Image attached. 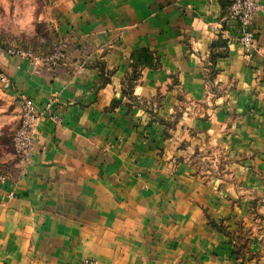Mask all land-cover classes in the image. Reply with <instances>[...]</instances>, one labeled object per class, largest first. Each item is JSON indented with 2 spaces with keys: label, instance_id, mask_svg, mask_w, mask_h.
Returning a JSON list of instances; mask_svg holds the SVG:
<instances>
[{
  "label": "crops",
  "instance_id": "crops-1",
  "mask_svg": "<svg viewBox=\"0 0 264 264\" xmlns=\"http://www.w3.org/2000/svg\"><path fill=\"white\" fill-rule=\"evenodd\" d=\"M257 2L249 54L225 0H74L54 24L86 54L0 56V136L21 95L43 110L0 182V264H264Z\"/></svg>",
  "mask_w": 264,
  "mask_h": 264
},
{
  "label": "rangeland",
  "instance_id": "rangeland-1",
  "mask_svg": "<svg viewBox=\"0 0 264 264\" xmlns=\"http://www.w3.org/2000/svg\"><path fill=\"white\" fill-rule=\"evenodd\" d=\"M72 1L74 0H0V45L18 50L22 55L31 54L42 59L45 72L65 65L76 51L86 54L89 49L87 45L78 44L76 32L70 22L63 23L60 31L56 30L54 24V16L60 11L64 16ZM56 46H62L67 52V57L51 69L44 59L53 54ZM134 75L133 70L129 79ZM20 115L21 109L18 119L15 117L12 124L8 122L1 127L0 164L7 170L16 161L21 162L12 139L20 123ZM243 243L244 240H239L237 244L241 246Z\"/></svg>",
  "mask_w": 264,
  "mask_h": 264
},
{
  "label": "built area",
  "instance_id": "built-area-1",
  "mask_svg": "<svg viewBox=\"0 0 264 264\" xmlns=\"http://www.w3.org/2000/svg\"><path fill=\"white\" fill-rule=\"evenodd\" d=\"M227 19L233 22L234 29L233 36L241 47L245 49V52L249 54L252 49L257 51L262 50L257 45L255 32L253 29V18L260 8V4L257 0H225ZM5 55H22L18 50L5 48L0 45V56ZM67 52L62 46H56L51 56L45 58L46 64L52 69L59 61L65 60ZM0 84L3 89L10 88L12 83L9 76L0 71ZM20 123L13 134V143L18 156L22 163L29 160V154L33 148L34 139L37 135V122L41 117L43 110L38 108L31 98L26 96H20ZM53 102V99H51ZM50 103L46 108H50ZM45 108V109H46ZM53 119H57L52 114ZM8 178V171L3 164H0V182H5ZM82 264H97L94 258H86Z\"/></svg>",
  "mask_w": 264,
  "mask_h": 264
}]
</instances>
